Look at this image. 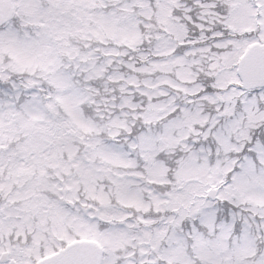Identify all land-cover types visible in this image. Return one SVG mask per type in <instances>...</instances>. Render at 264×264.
Returning a JSON list of instances; mask_svg holds the SVG:
<instances>
[{
    "label": "snow or ice",
    "instance_id": "1",
    "mask_svg": "<svg viewBox=\"0 0 264 264\" xmlns=\"http://www.w3.org/2000/svg\"><path fill=\"white\" fill-rule=\"evenodd\" d=\"M0 264H264V0H0Z\"/></svg>",
    "mask_w": 264,
    "mask_h": 264
}]
</instances>
